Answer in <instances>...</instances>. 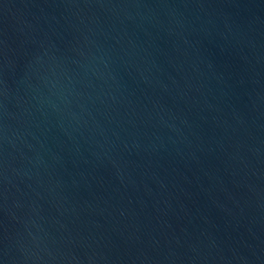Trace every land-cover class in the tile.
<instances>
[{
	"label": "water",
	"instance_id": "1",
	"mask_svg": "<svg viewBox=\"0 0 264 264\" xmlns=\"http://www.w3.org/2000/svg\"><path fill=\"white\" fill-rule=\"evenodd\" d=\"M0 264H264V0H0Z\"/></svg>",
	"mask_w": 264,
	"mask_h": 264
}]
</instances>
